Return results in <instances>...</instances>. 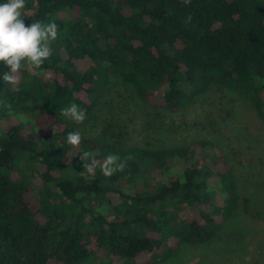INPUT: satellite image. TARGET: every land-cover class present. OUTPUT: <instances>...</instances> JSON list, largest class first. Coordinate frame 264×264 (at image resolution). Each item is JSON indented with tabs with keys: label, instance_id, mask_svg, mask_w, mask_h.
Masks as SVG:
<instances>
[{
	"label": "trees",
	"instance_id": "1",
	"mask_svg": "<svg viewBox=\"0 0 264 264\" xmlns=\"http://www.w3.org/2000/svg\"><path fill=\"white\" fill-rule=\"evenodd\" d=\"M23 15L59 32L18 91L0 79V264H172L240 214L262 215L245 182L263 172L254 160L209 138L131 143L115 119L103 128L111 140L83 134L73 148L78 129L60 111L75 103L89 116L112 78L174 112L235 91L264 126V0H26ZM84 151L97 153L92 172ZM110 154L126 166L105 176Z\"/></svg>",
	"mask_w": 264,
	"mask_h": 264
},
{
	"label": "rangeland",
	"instance_id": "2",
	"mask_svg": "<svg viewBox=\"0 0 264 264\" xmlns=\"http://www.w3.org/2000/svg\"><path fill=\"white\" fill-rule=\"evenodd\" d=\"M133 95L130 87L110 78L97 95L95 110L75 127L84 135L111 140L108 133H103V128L113 125L114 119L121 120L128 132V141L140 144L152 142L161 147L209 138L218 142L230 156L251 159L256 167H264V142L260 140L264 139V126L250 101L240 93L214 89L198 97L186 109L176 112L149 106ZM258 135L260 138H257ZM262 169L263 172L255 170L248 174L249 181L244 180L252 186L253 204L263 210L262 215L256 218L240 214L229 221L221 238L203 246L194 256L178 258L172 264H264Z\"/></svg>",
	"mask_w": 264,
	"mask_h": 264
},
{
	"label": "clouds",
	"instance_id": "3",
	"mask_svg": "<svg viewBox=\"0 0 264 264\" xmlns=\"http://www.w3.org/2000/svg\"><path fill=\"white\" fill-rule=\"evenodd\" d=\"M25 7L26 0H6L0 3V63L6 69L0 74V79L13 88L19 84L20 74L26 65L39 69L52 56L50 42L57 39L59 32V26L54 21L26 24L23 15ZM60 115L79 125L87 119V109L72 103L62 109ZM83 139V134L74 130L67 134L66 142L73 148H78ZM96 157L97 153L88 151L80 155L84 169L88 172H92L93 167L97 165ZM119 161L118 155H108L102 163L103 174L111 176L117 170L123 171L126 162Z\"/></svg>",
	"mask_w": 264,
	"mask_h": 264
}]
</instances>
